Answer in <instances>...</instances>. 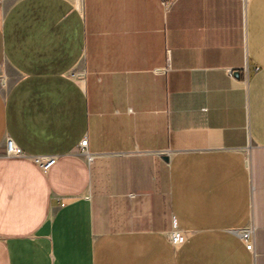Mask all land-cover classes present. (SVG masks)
I'll list each match as a JSON object with an SVG mask.
<instances>
[{
  "label": "crops",
  "instance_id": "obj_1",
  "mask_svg": "<svg viewBox=\"0 0 264 264\" xmlns=\"http://www.w3.org/2000/svg\"><path fill=\"white\" fill-rule=\"evenodd\" d=\"M0 264H264V0H2Z\"/></svg>",
  "mask_w": 264,
  "mask_h": 264
},
{
  "label": "built area",
  "instance_id": "obj_2",
  "mask_svg": "<svg viewBox=\"0 0 264 264\" xmlns=\"http://www.w3.org/2000/svg\"><path fill=\"white\" fill-rule=\"evenodd\" d=\"M2 0H0L1 3ZM88 140L87 138H83L80 142L79 146V150L80 152L85 156L84 158H86V160L89 162L91 160H93L94 155L92 153H90L88 151ZM6 154L8 155H12V156H20L22 155V151L20 148H17V146H15L13 144V142L10 139H7L6 141ZM55 157L53 156H47V157H35L33 160L38 162L40 164L41 167L48 168L50 165H52L54 163ZM239 234L240 237L243 240V244L245 245L247 250H252L253 248V241H252V231L251 229H244V230H239ZM171 239L176 242L179 240L180 236L176 233H171Z\"/></svg>",
  "mask_w": 264,
  "mask_h": 264
}]
</instances>
